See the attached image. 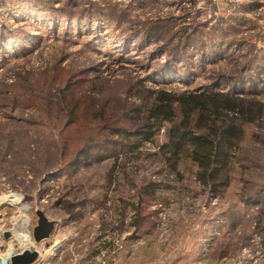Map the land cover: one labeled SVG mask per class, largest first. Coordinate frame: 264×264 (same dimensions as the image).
I'll list each match as a JSON object with an SVG mask.
<instances>
[{
	"label": "rangeland",
	"instance_id": "rangeland-1",
	"mask_svg": "<svg viewBox=\"0 0 264 264\" xmlns=\"http://www.w3.org/2000/svg\"><path fill=\"white\" fill-rule=\"evenodd\" d=\"M147 88L264 102V0H0V228L12 233L0 253L26 243L25 216L36 242L37 209L57 221L52 236L76 246L95 219L120 228L135 206L143 226L115 229L126 233L130 264H217L252 248L256 234L264 252V194L262 204L240 200L264 186V118L247 128L238 154L246 169L235 165L217 197L188 160L179 174L165 173L157 155L164 128L157 144L143 142L132 161L122 157L111 183L114 159L98 162L101 150L92 149H117L120 140L107 130L99 136L94 117L103 109L105 126L115 115L136 125L155 96ZM70 112L80 116L72 124ZM150 181L159 183L154 195L140 198ZM18 195L30 209L22 211ZM81 203L85 217L74 222L66 211Z\"/></svg>",
	"mask_w": 264,
	"mask_h": 264
},
{
	"label": "trees",
	"instance_id": "trees-1",
	"mask_svg": "<svg viewBox=\"0 0 264 264\" xmlns=\"http://www.w3.org/2000/svg\"><path fill=\"white\" fill-rule=\"evenodd\" d=\"M146 91L154 93L155 96L149 105H144L145 115L137 119L139 123L136 125L122 123L123 120L117 119L118 115H115L112 118L114 123L105 126V121L102 119L106 116L104 110L99 111L100 116L95 115L94 119L101 118L96 127L99 136L103 135V130H107L109 136L113 135L120 140L114 142L117 149L93 147L92 151L107 150L106 155L99 151L95 160L99 162L107 158L114 159L110 174L112 183L117 178V173L126 164L125 161L122 162V157L132 161L133 155L136 157L141 155L142 143H156L155 138L158 132L164 128L166 129V140L161 144H156L158 146L157 155L162 158L165 173L179 174L181 162L188 160L194 166L193 174L196 181L210 195L217 197L231 183L235 165L246 169L240 163L241 159L238 158V154L241 151L248 126H256L264 118V102L255 97L232 95L222 91L174 93L166 90L154 91L148 88ZM124 108L129 109L128 105H124ZM135 111L142 112L139 109ZM79 117L78 113L70 112L69 124L78 121ZM61 139L64 138L61 137ZM88 140L90 139L86 141ZM75 148L77 154L78 151L80 153L86 149L77 146ZM84 153L86 157H89L87 150ZM158 186V182L150 181L140 188L138 193L140 198L141 195L153 196ZM246 189L245 187V191ZM263 192L264 186L254 192H242L240 200L248 204L259 203ZM101 204L105 205V203ZM84 205L86 204L72 205L69 208L72 212L67 210L66 213H69L71 219L75 220L85 217L80 209ZM135 208L138 209L136 216L127 224L124 223L125 220L121 221L122 228L124 225L135 229L143 226L144 218L141 215V207L135 206ZM119 226L120 224L114 228L120 230Z\"/></svg>",
	"mask_w": 264,
	"mask_h": 264
},
{
	"label": "built area",
	"instance_id": "built-area-1",
	"mask_svg": "<svg viewBox=\"0 0 264 264\" xmlns=\"http://www.w3.org/2000/svg\"><path fill=\"white\" fill-rule=\"evenodd\" d=\"M97 209L99 208L91 210L89 218L94 216L92 220L99 216L96 214L99 211ZM76 221L77 220H74V222ZM256 224L257 223H255V225ZM92 225L93 230L97 233V235L93 236L94 231H90L92 236L90 234L89 236L81 237L80 242L76 246L74 242H67L65 237L55 238L52 234L48 239L41 242H35L32 239V242H34L33 249L38 252V257L32 264H82L83 254L87 251L90 244L96 240V236L98 239L102 238L107 242V244L98 251L89 264H117V259L120 257V254L124 249L123 239L125 234L118 236L120 235L119 232L113 228L116 227L114 222L105 223L95 219ZM92 225L89 227L92 228ZM260 225H262V223H260ZM0 231V247H3V241H7L12 238L11 235L9 238H5V233H12L8 228L0 229ZM46 240H48V242ZM251 242L254 245L252 248H245L242 254L236 258L223 257L217 264H264V252L262 250L263 245L260 242V237L256 234L252 237ZM109 243L110 245H108ZM27 246L29 248L32 247L31 243ZM24 249L25 246L17 245L15 246V253H21ZM5 254L6 251L0 253V257L8 256H5Z\"/></svg>",
	"mask_w": 264,
	"mask_h": 264
},
{
	"label": "water",
	"instance_id": "water-1",
	"mask_svg": "<svg viewBox=\"0 0 264 264\" xmlns=\"http://www.w3.org/2000/svg\"><path fill=\"white\" fill-rule=\"evenodd\" d=\"M38 216L37 224L33 230V236L36 242H41L48 239L53 233L56 225V220H50L43 210L37 209ZM10 232L5 233V238L10 237ZM38 257V252L35 249H24L21 253H15L10 258L0 257V264H32Z\"/></svg>",
	"mask_w": 264,
	"mask_h": 264
},
{
	"label": "crops",
	"instance_id": "crops-1",
	"mask_svg": "<svg viewBox=\"0 0 264 264\" xmlns=\"http://www.w3.org/2000/svg\"><path fill=\"white\" fill-rule=\"evenodd\" d=\"M263 194H264V192H263ZM264 196V195H263ZM261 201V200H260ZM259 203H261L262 204V202H259ZM259 203H257V204H259ZM114 228V227H113ZM115 229H117V228H114V230ZM132 229H135V228H132ZM124 234L126 235V233L124 232ZM123 234V235H124ZM124 235V236H125ZM131 236V235H130ZM94 242H97V243H94ZM94 242H92L91 244H90V246L88 247V249H87V251L86 252H84V254H83V259H82V264H89L91 261H92V259H93V257L98 253V251L102 248V247H104V246H106V244H107V242L106 241H104L102 238H100V239H97V240H95ZM126 244H129V241H127L126 242ZM108 245H110V243L108 244ZM107 245V246H108ZM126 246V245H125ZM125 248V247H124ZM126 253H128V251H126ZM134 253V252H133ZM132 259V257L131 258H125V249L122 251V253L120 254V257H118V263L117 264H130L127 260H131Z\"/></svg>",
	"mask_w": 264,
	"mask_h": 264
},
{
	"label": "bare ground",
	"instance_id": "bare-ground-1",
	"mask_svg": "<svg viewBox=\"0 0 264 264\" xmlns=\"http://www.w3.org/2000/svg\"><path fill=\"white\" fill-rule=\"evenodd\" d=\"M10 197H12V196H10ZM15 197V200H16V202H21V200H22V197H21V195H18V196H14ZM20 205V207H21V209H22V211H27V209L29 208L28 206H26L23 202L22 203H20L19 204ZM16 220V219H15ZM28 223H29V217L28 216H25L24 217V219H22L21 220V230H22V233L23 234H25L26 236H24L23 238H24V240L26 241V243H20V245H23V246H25V249H28L29 247L27 246V245H29L30 243H31V245H32V247H31V249H33V247H34V242H32V239H31V231L30 230H28V228H27V226H28ZM0 229H3V228H0ZM15 248V247H14ZM13 254H15V249H11L10 250V248L6 251V254H5V256L6 255H8V256H6L7 258H9V257H11Z\"/></svg>",
	"mask_w": 264,
	"mask_h": 264
}]
</instances>
